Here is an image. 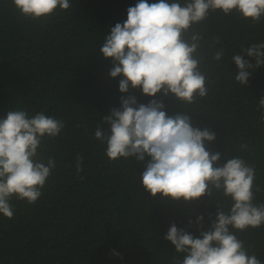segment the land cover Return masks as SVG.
<instances>
[{
  "label": "trees",
  "instance_id": "obj_1",
  "mask_svg": "<svg viewBox=\"0 0 264 264\" xmlns=\"http://www.w3.org/2000/svg\"><path fill=\"white\" fill-rule=\"evenodd\" d=\"M69 2V10H57L50 20H29L12 0H0V119L19 107L30 115L43 111L65 124L43 149L57 166L42 196L33 205L13 199L11 219L0 214V264H175L183 257L164 239L170 226L175 223L199 237L215 219V202L227 211L231 201L222 194L192 203L153 199L141 182L142 164L134 158L110 162L106 145L94 133L125 94L119 91L122 77L110 76L113 61L99 49L110 28L123 23L138 0ZM197 30L208 41L203 51L212 83L207 97L191 106L193 126L216 133L206 147L221 153V163L224 156L240 155L255 167V183L261 188L255 203H264V108L259 105L264 66L253 69L248 84L241 86L231 59L239 54L255 63L240 49L264 42V18L252 25L235 12L225 16L218 11ZM214 36L220 38L215 49L225 53L220 62L211 59ZM127 95L143 104L153 99L140 89L130 88ZM155 99L163 100L170 116L183 111L171 94ZM78 154L84 158L79 174ZM200 215L202 229L196 223ZM236 234L264 264V227Z\"/></svg>",
  "mask_w": 264,
  "mask_h": 264
},
{
  "label": "clouds",
  "instance_id": "obj_2",
  "mask_svg": "<svg viewBox=\"0 0 264 264\" xmlns=\"http://www.w3.org/2000/svg\"><path fill=\"white\" fill-rule=\"evenodd\" d=\"M15 9L29 20H50L57 10L67 11L69 0H12ZM218 11L227 16L235 12L252 25L264 18V0H138L127 9V19L110 28L99 51L113 61L112 78L122 77L120 107L113 108L97 125L94 139L106 145L110 162L134 158L142 164L141 182L153 199H171L192 203L216 194L230 199L224 205L215 202V219L200 236L190 234L173 223L164 239L175 247L182 259L175 264H262L236 233L264 227V203H255L261 188L255 183L256 169L240 155L223 157L210 152L206 142L216 140L208 128L193 126L191 106L207 97L210 64L204 53L208 43L197 26ZM211 59L220 62L224 49H215L219 37H211ZM232 56L238 68L235 80L245 86L253 69L264 66V42L253 43ZM131 89H140L153 97L147 104L138 103ZM170 94L183 111L168 115L158 94ZM264 108V98L259 101ZM107 125V128H105ZM63 120L43 111L30 115L27 109L9 110L0 119V214L13 218V199L33 205L57 161L43 155L46 141L63 131ZM240 149L247 150V144ZM83 156L77 155V174L83 171ZM204 216L196 223L202 229ZM192 221L189 220V225ZM119 255L118 253H115Z\"/></svg>",
  "mask_w": 264,
  "mask_h": 264
}]
</instances>
